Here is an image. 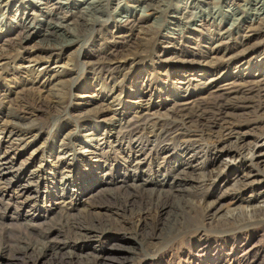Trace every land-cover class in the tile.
<instances>
[{
  "label": "bare ground",
  "instance_id": "6f19581e",
  "mask_svg": "<svg viewBox=\"0 0 264 264\" xmlns=\"http://www.w3.org/2000/svg\"><path fill=\"white\" fill-rule=\"evenodd\" d=\"M111 1H41L47 10L58 4L68 15L61 17L50 10L46 15H55L58 21L50 18L39 24L29 20L22 5L17 11L26 21L0 29V87L19 80L18 71L23 70L28 78L19 90L5 85L7 91L0 92V142L9 150L42 152L39 143L45 131L34 125L35 117L38 112L55 116L58 121L50 132L53 141L48 156L57 153L56 161H72L64 163V170L67 165L74 169L63 172L58 183L55 178H44L45 185L54 184L45 201L66 213L64 225L75 240V249H91L92 241L102 236L115 242L97 255L68 251L62 256L64 264H132L136 249L122 245L129 239L136 241L140 252L150 253L157 244L181 242L187 234L224 233L253 218L264 225V1L243 0L241 8L225 14L231 23L223 30L226 20L219 10H210L204 17L191 16V12L172 8V0H132L140 11L122 10L114 15L109 10ZM23 2L37 4L35 0ZM12 4L13 0H0V10ZM157 15L172 27L157 26ZM211 36L219 39L216 48L192 42L194 37L209 40ZM248 65V75L241 76ZM193 82L199 85L197 90H192ZM95 83L104 90L97 106L94 100L84 101L85 95L73 98L69 93L80 84L85 91ZM209 87L214 90L198 96L197 92ZM160 96L169 100H160L158 105ZM85 106L97 110L89 112ZM156 107L165 112H157ZM77 111L75 130L70 131L72 125L64 121ZM121 149L119 158L103 154ZM128 149L140 156L129 154ZM96 151L104 155V164L96 159ZM166 152L179 153L172 167L167 163L171 174L141 172L147 158ZM182 155L189 162L181 161ZM110 160L121 171L120 185L82 198L104 183L102 173ZM245 160L257 168L260 163L263 166L258 172L236 171L232 189L221 191L223 175ZM6 163L1 158L0 191L12 187V178L8 180L1 168ZM249 190L254 196H244ZM11 191L7 205L26 203V187ZM229 192L245 205L221 210L219 201ZM74 207L79 216L68 214ZM110 229L120 233L111 234ZM46 230L37 256L55 252L59 243L60 234ZM213 241L202 236L192 240L195 251L210 258L209 264L227 262L219 242ZM35 248L21 250L26 253ZM36 263L34 259L31 264Z\"/></svg>",
  "mask_w": 264,
  "mask_h": 264
},
{
  "label": "rangeland",
  "instance_id": "374dc122",
  "mask_svg": "<svg viewBox=\"0 0 264 264\" xmlns=\"http://www.w3.org/2000/svg\"><path fill=\"white\" fill-rule=\"evenodd\" d=\"M42 2L45 0H35L37 4L35 5L26 4L25 2L20 0H13V3L9 7L3 6V8L0 10V29H5L6 27L10 29V27L17 25L20 26L26 21V18H24L23 15H20L17 9L25 5V12L29 13V20H36L37 23L42 22L44 20H49L50 18L53 19V22L58 21L57 18H55V15L50 16V18L46 15L48 11L53 10L55 14L63 17L67 16L66 9H61V6L58 4H55L54 6L49 7L50 10H47L45 8V5H41ZM214 1V0H213ZM264 1V0H259ZM52 4L53 2H49ZM207 3H210L209 1ZM202 1L197 0H172L169 2L170 6L175 9H179L184 12H191V16H205L208 12H211L210 10H219L224 16L225 14H228L229 12H233L232 10H238V8H241L246 2L243 0H215V3L213 5L207 4ZM143 6V5H141ZM137 7V8H136ZM26 8H28L26 10ZM133 9L141 10L142 8L138 6L135 2L132 0H112L109 5V10L112 14L116 15L120 11L124 10L127 12H133ZM9 10V11H8ZM139 10V11H140ZM202 13V14H201ZM199 14V15H198ZM113 15V16H114ZM16 19V20H13ZM200 20V18H198ZM222 19V18H221ZM220 19V21H221ZM225 17L223 20L225 24L222 27V30L225 28L227 29L230 25L231 21ZM13 20V21H12ZM218 21V23L220 22ZM14 22V24H12ZM156 25H160L162 28H164L166 25H168L167 20L163 18V16H156ZM160 23V24H159ZM221 23V22H220ZM222 25V24H221ZM70 28L73 30L75 27H73L71 24L69 25ZM171 26V25H168ZM172 27V26H171ZM218 32V31H216ZM222 32V31H221ZM218 34V33H217ZM232 34V33H231ZM241 34V33H240ZM8 36H3L1 40H6ZM195 39L192 41L195 45H201V46H213L217 47L220 45L219 39L215 38L214 36L209 37L208 40H203L199 37H194ZM3 41L0 42V47L2 45ZM251 59V57H248L247 60ZM150 62V61H148ZM248 61L247 63H249ZM246 63V64H247ZM146 64L143 62L141 63V67ZM250 66H245L243 69V72L241 73V76H247ZM23 71V70H22ZM22 71L19 72V80L15 81L14 84L3 82L0 87V92L3 93L4 91H7V87L5 85H9L12 91L19 90L22 86H24L23 81L25 79H28L24 74L22 75ZM255 72L254 74H256ZM137 76V75H136ZM209 77V76H208ZM239 80L247 79L242 78ZM7 80V79H5ZM9 80V79H8ZM82 84V83H81ZM80 87L74 90H71L69 93L71 97L75 98L78 95H85L86 98L84 101H90L94 100V105L97 106V103H100V97L103 94V89H101V86H99L97 83L91 85L90 89H86L85 91ZM192 84V83H191ZM197 82H193V86L191 87L192 90H197L198 86ZM35 86H39L38 84ZM196 86V87H195ZM42 88H44L42 86ZM46 89V88H44ZM134 89V88H132ZM130 89H128L129 92ZM214 90V88L209 87L207 91L197 92L198 96H206L210 91ZM46 96V95H45ZM158 101V105H160V100L162 102H165V100H169L165 96H160ZM173 100V99H170ZM171 102V101H167ZM166 102V103H167ZM93 105V106H94ZM157 105V106H158ZM167 108H169L168 104H164ZM92 106H85L84 109H88L89 112L97 110L91 108ZM157 112H165V109H159L156 107L155 109ZM85 111V110H84ZM132 112V110L130 111ZM133 113V112H132ZM34 120V125L37 126V128H41V131H45V134L43 135L42 140H40L39 146L42 147V152L34 153L31 155L30 151H16L12 148V150H9L7 147V144L0 142V160L1 158L4 159L6 163L5 166L1 167L6 171V176L8 180H11L12 178V187L9 189L8 186H6V189L4 191H0V261L4 262V264H31L34 259L37 260L36 264H64V261L62 259V256L64 257L65 254H67L68 251H75L78 255L86 256L88 254L97 255L100 253L101 248H104L105 246L109 247V244L113 241H110V239H106V236L99 237L98 239L92 241V248L87 249L89 247H84L82 250L75 249L74 247V239H72L67 232V227L64 225L65 223V214L60 210V207L58 205H50L45 201V195L46 192H49L53 190L54 184H46V181L44 178L48 180L50 177L51 179H56V182H60V179L62 177V173H68L71 172V170L74 169L73 165H64L65 162L72 163V161H56L54 157L57 155V153L51 154L52 158H48V156L52 151L49 149V146L51 145L53 138L50 136V132L52 130V126L58 121L54 117L49 118L48 115L42 114L38 112ZM78 118L79 114L78 111L75 114H72V116L67 120L64 121L66 126L68 124H71L70 127L71 130H75V120L74 117ZM56 120V121H55ZM74 128V129H73ZM66 129V128H65ZM43 131V132H44ZM77 133V132H76ZM75 133V134H76ZM56 134V133H55ZM53 135V133H52ZM125 150V148H124ZM106 151V150H105ZM44 152H47L46 154H43ZM123 149L121 150H112L109 152V154L104 153L103 154L107 156H113V158H119L122 157ZM127 152L130 154L131 152L134 153L136 156H140V153H135V150H127ZM97 160H100V164H104L105 162L104 155H102V152L96 151ZM95 156V155H94ZM182 155L180 158H183ZM141 158H146V155L143 154ZM47 159V167L45 166V161ZM94 159V158H93ZM179 159V153L177 152H171V153H160L158 156L154 155L151 158H147L145 161V164L141 168V172H144L145 175L149 173H161L162 176H165L167 173H172L170 171L169 165L167 163H170L171 167L173 166L172 162H176ZM188 161V156L184 159H181V161ZM263 160V159H259ZM108 169L107 171L103 172L102 175L105 176L104 183H101L98 185L93 191H89L88 194L84 195L82 198L88 199L90 195L94 196L95 194L101 192L100 190L103 189H113V187H116L120 185L119 181L122 179L120 176H122L121 171H118L115 167L116 164H113L110 161H108ZM263 166V163L259 164V167L253 166L250 162H247L245 160L244 164H240L233 169L229 170V173L226 175H223L222 179L219 181V189L221 191L228 190L230 191L233 186V181L235 179L234 175L236 171H239L241 173V170L244 169H251L254 172H258L259 168ZM118 168V167H117ZM84 169V168H83ZM162 169V170H161ZM112 174V176L108 174ZM52 174H56L55 176ZM85 175V174H84ZM17 179H19V182L17 183ZM76 178V177H75ZM109 178V179H108ZM78 180V175L77 178ZM102 180L103 177H100ZM113 179V180H112ZM87 181H90L88 179ZM17 184V185H16ZM85 185H92L91 183H87ZM26 187L28 189L27 195L28 199L24 205H18L16 203L9 202L10 204H6L7 200L11 197L10 196L13 192L11 191L14 187ZM217 189V191H219ZM254 191L249 190L246 192L244 196L250 197L254 196ZM86 197V198H85ZM57 202V201H55ZM54 202V203H55ZM53 203V204H54ZM73 204H76L73 202ZM75 205V206H76ZM244 206L241 201H239L233 192H229L226 195L222 196L218 207H221V210L227 211V210H233L236 206ZM239 206V207H240ZM80 208V203L77 206ZM71 209L68 214L70 215H78L77 209ZM80 210V209H79ZM72 218V217H71ZM62 222V223H61ZM30 225H32L30 227ZM50 226V227H49ZM52 226V227H51ZM53 229L55 233H58L60 235L59 238L57 237L55 252L47 251L45 255L37 256L38 250L42 248L43 246V240H42V233H46V229ZM207 228V227H206ZM46 230V231H44ZM210 232H212L211 229H207ZM111 234L114 233H120L117 232L116 229H110L109 231ZM62 233V234H61ZM188 236H185L181 242L185 241L182 245L179 239L177 241H170V242H164L161 244H157L155 249L148 253V250L144 249L142 252H140L138 244L133 239H129L128 241L122 242V245L125 246H131L136 249V259L132 264H209L210 258H205L204 254L202 252H196L195 248L193 246V242L195 238H199L202 236L203 238H208L213 241V244L215 242H219L218 245L221 246V248L224 251V257L225 261L227 262L223 264H264V225L259 222L258 220H249L247 222H243L239 225H236L233 228H230L227 232L224 233H192L187 234ZM67 238V239H66ZM217 238H220V240H215ZM59 239V240H58ZM189 239V240H188ZM41 240V241H40ZM186 243V244H185ZM90 244V245H91ZM112 244H115L113 242ZM216 244V243H215ZM34 246H37L35 248L36 251L28 250L26 253L23 252L22 248H28L31 249ZM57 250V251H56ZM142 250V249H141ZM196 252V253H195ZM116 253V252H115ZM126 255L129 254V252H123ZM57 254V255H56ZM113 254V253H112ZM120 254V253H116ZM61 258V259H60ZM85 257H81V259ZM63 262V263H62Z\"/></svg>",
  "mask_w": 264,
  "mask_h": 264
}]
</instances>
